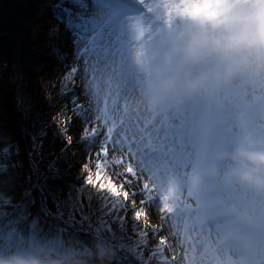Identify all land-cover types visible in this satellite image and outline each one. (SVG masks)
<instances>
[{"label":"rangeland","instance_id":"obj_1","mask_svg":"<svg viewBox=\"0 0 264 264\" xmlns=\"http://www.w3.org/2000/svg\"><path fill=\"white\" fill-rule=\"evenodd\" d=\"M118 1H91L90 6L84 3L91 21L81 30L85 39L79 54L73 45V35L64 31L49 10H44L50 0L32 1L43 10L37 9L34 15L41 22L32 25L40 35L29 37L34 42L42 39V31L48 42L52 39L49 49L55 42H65L60 51L69 50L71 55L70 48H75V63L80 67L75 87L84 93L81 103L89 110V128L99 133L103 144V150H95L107 152L109 166L102 172L103 182L118 180V189L123 185L119 201L107 195L103 202L123 222L120 235L132 252L115 251L102 237L101 243L108 245L105 250L83 246L82 252L92 255L105 252L112 264H119L115 258L119 253L131 256L137 264L155 259L161 264H264V189L241 183L231 175L233 169L249 166L245 160L231 158L237 149L264 151V76L255 82L247 75L224 79L222 64L216 57L190 64L172 58L174 46H181L194 31L193 20L185 11L192 0H127L129 7L124 8L103 3L118 4ZM2 4L0 17L7 19L10 15V25L18 27L20 22H31L28 14L25 18V14L17 12L22 7L18 0L10 1V7ZM132 4L136 7L132 8ZM26 30L24 33L17 29V36H11L15 43L10 44L9 54L3 55V60L13 63L11 68L16 66V60L21 62L20 66L34 61L20 53L29 35L30 29ZM0 32L4 33L0 37H6L4 31ZM17 43L21 44L19 51ZM22 68L18 70L16 95L18 106L24 111L20 92L27 87V71ZM181 73L184 77L179 80ZM200 75L209 76L206 88L191 96L181 94L180 103L174 97L154 101L146 94L149 82L175 77L182 83ZM42 76L31 77L38 81L28 87L40 91L43 85L48 90H58V74ZM209 92L223 106L215 120L205 114ZM202 112L211 124L208 131L203 129ZM82 131L83 124L78 118L75 143L78 150L73 159L77 164L86 154L79 151ZM223 134L227 139L219 137ZM65 144L62 138H56L53 149L63 153ZM199 145L201 161L197 157ZM67 163L60 159L64 170L69 169ZM202 172L209 176L205 194L196 190ZM125 190L129 194L128 207L123 205ZM133 190L143 195L132 198ZM133 212L138 219L131 223ZM44 225L41 220L37 234L33 232L31 262L41 252ZM70 239L64 231L63 252L74 250ZM233 243L239 247L234 248ZM131 253L136 255L135 259Z\"/></svg>","mask_w":264,"mask_h":264},{"label":"trees","instance_id":"obj_2","mask_svg":"<svg viewBox=\"0 0 264 264\" xmlns=\"http://www.w3.org/2000/svg\"><path fill=\"white\" fill-rule=\"evenodd\" d=\"M10 1L12 0H0V4L3 3L2 5L10 7ZM18 1L22 7H19L17 12L25 14V18L28 14L31 22L23 21L15 27L10 25L12 24L8 18L11 17L10 15L7 19L0 17V30L4 31L8 37L5 42L4 40L0 42V258L3 252H7L4 259L12 258L14 254H17V258L25 262L30 260L33 232L35 233L38 223L43 220L45 225L42 228V248L36 264H52L54 251H61L71 263L98 264L97 262L84 263L86 258L81 252L82 246L93 250L94 248L104 250V245L92 235L103 236L114 247L121 250L129 249L120 235L123 222L116 217V212L110 213V207H106L103 202L109 194L98 190L93 192L95 189L85 184L84 175H82L85 168L81 166L85 163V157L90 154V150L94 153H97L95 149L103 150L101 148L103 144L99 141V133L96 132V137L83 140L80 136L79 151H85L86 154L81 161L82 164L81 162L77 164L73 159L78 150L75 144L78 118H73L69 132L61 121L60 113L62 109H66L72 96H75L84 106L85 115L89 113L88 108L81 103L84 93L81 94V91L75 87L80 79V67L75 63V48H70L71 55H69V50L65 53L60 51L59 47L65 46V42H55L52 50L49 49L52 39L48 42L47 34L42 31V39L34 42L29 36H39L40 31L32 25L35 22H41L38 15H34L37 14V9L42 11L43 8L33 5V0ZM91 1L99 0H75V13L69 7H64L66 0H59L58 3L50 0L48 9L44 8V10H49L52 17L57 18L56 22L63 27L65 32L74 35V29L81 31L91 21L90 15L84 8L86 6L84 3L90 6ZM107 3L111 4V2ZM57 24L53 29L57 27ZM17 29L24 33L26 29H30L20 52L34 59L30 63L25 62L21 65L26 70L19 65L21 62L17 60L15 61L16 66L11 68L13 63L2 59L4 54H9V46L14 42L11 36H17ZM21 68L27 71V87L20 92L24 111L18 106L19 101L16 95L19 92L17 89L18 70L21 71ZM71 69L75 71L65 82L66 87H62L60 82L70 73ZM54 72L58 74V90H54L55 88L48 90L43 85L40 86V91L28 87L38 81L30 79L31 77L40 74L43 77L42 75ZM65 91L68 95L64 94ZM61 131L71 143H66L65 152L59 154L53 149V142L56 138H62L65 141ZM91 132L89 128L88 134L90 135ZM61 158L64 162H68L69 169L64 170L61 167ZM88 163L93 173L92 179L95 180V160L90 159ZM103 179L101 174L100 182H103ZM112 189L113 191L118 189V180ZM137 219L138 214L135 213L131 223ZM61 222L78 232L69 233L77 254L62 251L63 225ZM89 257L101 258L107 264H112V261L108 260L111 257L105 252L91 254ZM115 258L119 264H137L131 256L123 253L116 254ZM145 264H161V262L155 259L154 262L148 261Z\"/></svg>","mask_w":264,"mask_h":264},{"label":"clouds","instance_id":"obj_3","mask_svg":"<svg viewBox=\"0 0 264 264\" xmlns=\"http://www.w3.org/2000/svg\"><path fill=\"white\" fill-rule=\"evenodd\" d=\"M185 11L193 20L194 31L181 46H174L173 59L190 64L213 56L222 64L224 79L247 75L255 82L264 76V0H192ZM208 83L207 75L182 83L170 77L149 82L146 94L154 101L174 97L176 103H180L181 94L191 96ZM231 158L245 160L249 165L233 169V177L264 189V151L239 148ZM14 264L26 262L15 261Z\"/></svg>","mask_w":264,"mask_h":264},{"label":"snow or ice","instance_id":"obj_4","mask_svg":"<svg viewBox=\"0 0 264 264\" xmlns=\"http://www.w3.org/2000/svg\"><path fill=\"white\" fill-rule=\"evenodd\" d=\"M56 2L58 3L59 0H56ZM55 7V4H54ZM64 7H69L71 10L74 11L75 8V0H66ZM74 35H73V42H74V46L76 47V51L79 54L80 50H81V46L84 43V33L81 32L80 30H73ZM82 58V56H81ZM74 69H71L70 73L67 74L64 78H62L61 80V85L62 87H66L65 82L67 80H69L71 78L72 73L74 72ZM65 95H68L67 91L64 92ZM69 112L71 114H69ZM61 121L62 123L65 125V128H67L68 132H69V126L73 120L74 117L76 118H80L81 123L83 124V131L81 132V139H85L88 137H96L97 133L96 131L93 129L91 134H88V129H89V117L85 115V110H84V106L81 105L79 103V101L76 99L75 96H72L70 98L69 104L67 105L66 109H62L61 113ZM59 127V126H58ZM60 128V127H59ZM61 130V129H60ZM61 134L64 135V133L61 131ZM65 137V141L66 143H71L69 142L68 138L64 135ZM100 147V145H99ZM106 158H107V152L105 151L103 154L101 153H94L91 152L90 150V154L88 156L85 157V163L81 166L83 168H85V172L82 173V175H84V180H85V184L98 190L101 193H107L109 194L111 197H115L118 201H119V197H118V193L119 191L123 188V185L120 186L119 189H116L115 191H113L112 187H106L107 186H111L114 184L112 179H108L106 182H100L101 181V174L104 170V168L108 167L109 165L106 163ZM92 159L95 160V176L96 179L93 180V173L90 169V165L88 163V161ZM114 167V166H113ZM125 202L123 205L127 206V197H128V193L125 190ZM142 196L143 192H136L135 190H133V192L131 193V197L133 198L134 196ZM147 201H143V203H146ZM133 215H135V213H133Z\"/></svg>","mask_w":264,"mask_h":264},{"label":"water","instance_id":"obj_5","mask_svg":"<svg viewBox=\"0 0 264 264\" xmlns=\"http://www.w3.org/2000/svg\"><path fill=\"white\" fill-rule=\"evenodd\" d=\"M3 34H4L3 32L2 33L0 32V35H3ZM17 45H18L17 51H19L21 48V46H20L21 44L17 43ZM210 99H211L210 102H211L212 107H214L216 110H218L220 112L221 104L212 98H210ZM196 188L201 193H204L206 191V188H207V176L206 175H203L202 178L197 182ZM64 225H66V224H64Z\"/></svg>","mask_w":264,"mask_h":264},{"label":"bare ground","instance_id":"obj_6","mask_svg":"<svg viewBox=\"0 0 264 264\" xmlns=\"http://www.w3.org/2000/svg\"><path fill=\"white\" fill-rule=\"evenodd\" d=\"M1 40H4V42H5L7 40V38H5V36H3V37H0V42H1ZM36 234H37V229L35 230L34 235H36Z\"/></svg>","mask_w":264,"mask_h":264}]
</instances>
